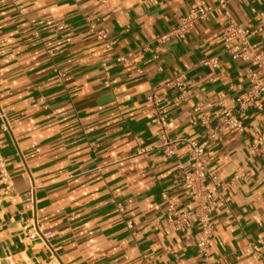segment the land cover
<instances>
[{"label": "crops", "instance_id": "obj_1", "mask_svg": "<svg viewBox=\"0 0 264 264\" xmlns=\"http://www.w3.org/2000/svg\"><path fill=\"white\" fill-rule=\"evenodd\" d=\"M219 2L0 0V145L13 179L10 191L0 183V264H203L201 230L167 221L164 195L182 212L197 204L182 188L187 148L166 152L150 98L171 140L202 143L201 118L220 126L249 91L254 64L226 51L225 29L264 27V0L232 1L185 39L172 34ZM251 43L263 53L264 31ZM240 120L207 146L225 184L215 264H264V96Z\"/></svg>", "mask_w": 264, "mask_h": 264}, {"label": "built area", "instance_id": "obj_2", "mask_svg": "<svg viewBox=\"0 0 264 264\" xmlns=\"http://www.w3.org/2000/svg\"><path fill=\"white\" fill-rule=\"evenodd\" d=\"M236 0H220L219 5L209 6L202 9H191L188 14L183 17L179 25L172 31L181 39H185L193 30L195 24L199 21L206 20L218 8L225 9L226 6ZM264 31V27L258 29H249L235 21L229 22L225 29L226 51L232 54L234 59L244 58L250 60L254 64V68L248 72L249 91L240 96L236 100V108L223 109V120L220 126L211 128L209 118L204 116L201 118V124L208 131L207 139L202 143L191 140H171L169 130L173 124L167 120L164 113L159 109L156 97L150 98L155 103L156 113L154 124L157 126L160 137L163 140L166 152L171 153L172 149L178 143H184L188 152V164L181 165L182 188L187 192L189 198L194 201L197 206L193 211L182 212L177 202L167 200L168 223L178 231L187 232L193 226L199 228L202 232V238L198 243V251L203 258V264H215L211 258V244L213 241V231L211 224V215L217 204L223 200L225 192V184L218 180L215 175L209 172V158L207 146L210 140L218 137L220 132L226 126H231L238 131H242L243 125L240 120L241 113L255 107L264 96V52L256 53L253 49L251 40L253 37L260 35ZM97 38L107 41L108 36L104 32H98ZM214 68L217 67L216 58L207 62ZM175 83L180 86V78L174 81H168L167 85ZM0 121L2 127L6 131L10 130L7 114L1 105L0 100ZM259 142H264V129L257 135ZM0 183L5 187L6 191H10L13 187V179L7 169L6 159L2 154L0 145ZM49 234H45V237Z\"/></svg>", "mask_w": 264, "mask_h": 264}]
</instances>
